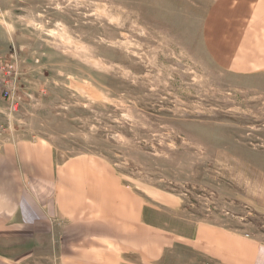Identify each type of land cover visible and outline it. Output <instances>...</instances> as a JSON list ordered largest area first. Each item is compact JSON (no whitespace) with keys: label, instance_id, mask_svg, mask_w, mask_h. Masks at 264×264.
I'll use <instances>...</instances> for the list:
<instances>
[{"label":"rangeland","instance_id":"rangeland-1","mask_svg":"<svg viewBox=\"0 0 264 264\" xmlns=\"http://www.w3.org/2000/svg\"><path fill=\"white\" fill-rule=\"evenodd\" d=\"M213 1L0 0V61L20 73L14 108L0 100L1 141L110 163L173 235L151 264H229L177 237L198 224L264 244V73L212 61ZM6 242L22 264H53L47 241Z\"/></svg>","mask_w":264,"mask_h":264},{"label":"crops","instance_id":"crops-1","mask_svg":"<svg viewBox=\"0 0 264 264\" xmlns=\"http://www.w3.org/2000/svg\"><path fill=\"white\" fill-rule=\"evenodd\" d=\"M203 40L222 71L264 73V0H214ZM150 213L102 158L58 162L46 142L0 139V241L7 247L14 238L47 241L37 248L53 249V264H125L129 255L151 264L173 235L149 222ZM177 237L229 264H264V244L247 236L198 224L192 236ZM22 261L0 251V264Z\"/></svg>","mask_w":264,"mask_h":264},{"label":"built area","instance_id":"built-area-1","mask_svg":"<svg viewBox=\"0 0 264 264\" xmlns=\"http://www.w3.org/2000/svg\"><path fill=\"white\" fill-rule=\"evenodd\" d=\"M19 75L15 61H0V100L7 101L11 109L14 108Z\"/></svg>","mask_w":264,"mask_h":264}]
</instances>
